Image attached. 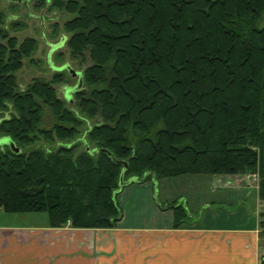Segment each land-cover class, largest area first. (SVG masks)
Segmentation results:
<instances>
[{"label": "trees", "instance_id": "16d2710c", "mask_svg": "<svg viewBox=\"0 0 264 264\" xmlns=\"http://www.w3.org/2000/svg\"><path fill=\"white\" fill-rule=\"evenodd\" d=\"M52 7L74 15L60 41L71 60L91 66L76 71L75 110L56 88L72 78L68 70L21 89L17 74L39 43H19L0 28V137L20 149L41 139L53 147L0 146V210L45 213L52 228L115 229L125 162L126 181L258 174L264 201V0H53ZM58 31L55 24L50 37ZM54 58L64 62L65 54ZM46 107L51 128L42 127ZM168 208L175 229L187 225L183 204Z\"/></svg>", "mask_w": 264, "mask_h": 264}, {"label": "crops", "instance_id": "0c3cea01", "mask_svg": "<svg viewBox=\"0 0 264 264\" xmlns=\"http://www.w3.org/2000/svg\"><path fill=\"white\" fill-rule=\"evenodd\" d=\"M215 178L225 179L214 181L221 190L231 187L250 192L254 188L257 199L251 210L255 218L246 214L247 221L243 220V224L226 225L217 223L221 215H216V224L188 222L175 229L173 211L168 207L178 201L191 213L188 190L177 188L170 197L165 195L161 200L158 192L150 189V184L156 188L160 180L137 179L116 193L123 219L115 229L52 228L48 219L39 221V217L10 215L0 210V264H264V233L260 225V212L264 209L259 210L264 201L259 198L258 188L245 175L177 177L183 184L190 183L193 189L201 191L211 187L210 181ZM138 186L145 190H137ZM126 199L134 204L130 213L124 207ZM198 200L201 202L194 205L201 210L208 201ZM146 203L153 211L144 217L140 208Z\"/></svg>", "mask_w": 264, "mask_h": 264}, {"label": "rangeland", "instance_id": "374dc122", "mask_svg": "<svg viewBox=\"0 0 264 264\" xmlns=\"http://www.w3.org/2000/svg\"><path fill=\"white\" fill-rule=\"evenodd\" d=\"M11 1L18 0H0V12L4 15V22L0 25V28L6 29L11 37H16L19 43H22L27 38H35L39 43V48L37 52L33 55L32 60H24L23 68L18 72L17 79L18 84L21 89H25L28 84L32 83L36 79H41L44 81H50L54 72L62 71L59 69L64 63L69 64L72 69L75 71H81L88 66H91V63L88 61L84 66H80L77 61H73L69 57V51L63 42L60 41L61 35L63 34V25L65 22L74 18V15H70L69 13L59 11L57 8L52 7V3L47 5L42 10L30 9L33 15L36 16H28L27 9L23 7L21 3H15ZM19 1H35V0H19ZM53 1V0H52ZM170 18V14L167 16ZM162 20L164 22L167 21L166 16L162 15ZM45 24V25H44ZM57 24L59 31L58 37L56 39L51 38V34L54 30V25ZM154 31V30H153ZM61 42V43H60ZM60 43V44H59ZM59 44L60 51L64 52L65 59L64 62H58L53 57V45ZM168 42H164L163 46L167 45ZM53 65H52V64ZM57 66L53 68V66ZM63 67V66H62ZM64 71V70H63ZM74 78H69L70 81L68 83L56 86L58 96L67 101V106L76 109L75 104L76 101L73 98V93L77 90L76 85L78 84V77L72 76ZM44 121L42 127L51 128L55 123V119H53L52 114L48 107L44 109ZM87 126H93L94 121H88ZM86 127V125H85ZM85 129V128H84ZM10 139L0 137V146L3 148H10L15 153H20L22 151L29 152L33 149L37 148H52L50 144L46 143L44 139H41L37 144L27 147L25 149H20L15 145L14 142L10 144ZM58 141L55 142L54 145H57ZM249 177V176H248ZM225 180L224 178H215L211 182V187H206L203 191L201 189H193L191 184H183L182 179L176 178H166L160 180L156 183V188L150 184L151 190H156L158 192V197L161 200L163 198L170 197L173 192L177 190V188H181V191L188 190V193L191 196L190 205L192 212L190 213L191 217L189 222L194 224H208V223H222L226 224L227 222L234 224H243L244 221L247 220L245 218L246 214H252V207L256 206L255 199H257V191L254 192L251 189L248 192L246 189H236L231 187H225L224 189L216 188L215 180ZM253 187L257 188L259 182L254 181L252 178L248 179ZM137 190L144 191V188H139ZM169 187H171L169 189ZM259 189V188H258ZM249 198H246V195H249ZM199 199H204L208 201L204 207L200 210L197 209L198 202H201ZM131 200H136L133 198ZM194 204H197L196 206ZM260 203V209L263 210L264 206ZM124 207L127 212H131L134 209V204L131 203L130 199H126L124 201ZM137 208V207H136ZM138 209V208H137ZM255 209V208H254ZM140 211L142 216L146 217L152 214L151 206L146 204H141ZM260 212V211H259ZM261 214V212H260ZM10 215H20V214H10ZM29 216L39 217V221L47 220V214H25ZM211 216V218L207 219V216ZM216 215H221L220 221L214 220ZM214 216V217H213ZM255 218V216L253 215ZM219 219V217L217 218ZM244 220V221H243Z\"/></svg>", "mask_w": 264, "mask_h": 264}, {"label": "water", "instance_id": "95a60500", "mask_svg": "<svg viewBox=\"0 0 264 264\" xmlns=\"http://www.w3.org/2000/svg\"><path fill=\"white\" fill-rule=\"evenodd\" d=\"M64 41H65V40H64V38H63V39L61 40V42L64 43ZM61 42H60V43H61ZM60 43H59V44H60ZM59 44H56V45H53V46H52V47H53V52L59 48ZM51 64H52V63H51ZM52 65H53V64H52ZM53 68H56V66H53ZM59 69H61L62 71H63V70H68V72H69V74H70L71 76L79 77L80 79H79V81H78V84L76 85L77 87H76V89H74V90H79V89L81 88V86H82V73L74 71V69H72V68L70 67V65H64L63 67H60ZM9 141H10V144H12L11 139H10ZM88 150L91 151L92 153H97V152L100 151V150H90L89 147H88ZM109 155L112 157V159H114V156H113L111 153H109ZM117 163H118V162H117ZM124 165H125V167H124V169H123V171H122L121 180H120V188H123L124 186H126V185H128V184H130V183H132V182H135V181H137V179H138V178H132V179H129V180H127V181L124 180V175H125L126 169H127V167H128V163L125 162ZM120 188H119V189H120Z\"/></svg>", "mask_w": 264, "mask_h": 264}, {"label": "flooded vegetation", "instance_id": "af4514ba", "mask_svg": "<svg viewBox=\"0 0 264 264\" xmlns=\"http://www.w3.org/2000/svg\"><path fill=\"white\" fill-rule=\"evenodd\" d=\"M11 2H15V3H21L23 5L24 8L27 9V12H28V16H32V17H35V15L32 14V12H30L29 10L32 8V9H37V10H42L44 9L47 5H50L51 3H53L52 0H35V1H11ZM45 25V24H44ZM60 50V48H58L57 50L54 51L53 53V57L54 55ZM67 65V64H65ZM69 65V64H68ZM56 66V65H55ZM64 66V65H62ZM61 66V67H62ZM57 67V66H56ZM61 72V71H60ZM72 77V76H71ZM74 78V77H72Z\"/></svg>", "mask_w": 264, "mask_h": 264}, {"label": "built area", "instance_id": "2783aa9c", "mask_svg": "<svg viewBox=\"0 0 264 264\" xmlns=\"http://www.w3.org/2000/svg\"><path fill=\"white\" fill-rule=\"evenodd\" d=\"M249 176V177H248ZM247 178L250 179L252 178L254 181L258 182L259 181V176L258 174H252V175H248Z\"/></svg>", "mask_w": 264, "mask_h": 264}]
</instances>
